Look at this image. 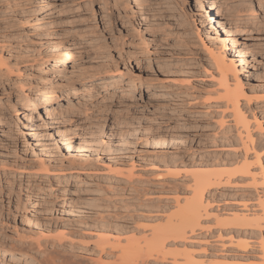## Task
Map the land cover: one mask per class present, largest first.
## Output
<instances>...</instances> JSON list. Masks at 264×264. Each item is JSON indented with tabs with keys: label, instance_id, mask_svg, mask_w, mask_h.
Listing matches in <instances>:
<instances>
[{
	"label": "rangeland",
	"instance_id": "1",
	"mask_svg": "<svg viewBox=\"0 0 264 264\" xmlns=\"http://www.w3.org/2000/svg\"><path fill=\"white\" fill-rule=\"evenodd\" d=\"M220 2L225 19L219 22L233 32L232 37L225 36L216 17L209 21L203 13L210 8L209 0H0V61L8 69L0 70L2 248L15 246L17 236L28 241L55 237L65 243L74 233L94 236L97 227L106 229L101 231L105 238L116 233L114 237L121 234L124 240L136 234L142 240L151 227L164 228L168 216L173 219L179 213L191 196L194 175L229 170L244 162L245 140L225 118L223 106L203 107L213 83L205 73L209 60L205 43L218 52L225 49L239 69L242 89L251 94L249 103H240L262 170L254 153H248L246 162L256 173L257 184L245 178L235 188L206 193L207 215L200 219V228L184 244L171 240L163 248L170 255L185 250L197 264H263L259 258L264 230H221L215 219L232 213L261 215L264 0ZM250 2L256 13L248 16ZM55 37L64 38L65 44L51 46ZM240 50L245 53L242 58L237 55ZM120 69L125 75L115 77ZM113 78L117 88L91 86ZM69 88L75 95L65 99L75 114L64 129L71 144L67 149L61 140L47 139L51 130L31 131L33 124L24 115L49 92L59 95ZM40 116L45 118L43 111ZM80 144L84 149L75 150ZM40 160L45 167L50 164L46 172L39 169ZM220 162L229 165L216 166ZM85 225L91 226L90 233ZM95 239L75 238L74 253L80 260L91 254L102 264H113L114 259L94 249ZM244 247L247 251L239 249ZM52 252L49 258H57V264L90 262L86 256L85 262H78L72 253ZM1 256L0 264H35L29 254L22 259Z\"/></svg>",
	"mask_w": 264,
	"mask_h": 264
},
{
	"label": "bare ground",
	"instance_id": "2",
	"mask_svg": "<svg viewBox=\"0 0 264 264\" xmlns=\"http://www.w3.org/2000/svg\"><path fill=\"white\" fill-rule=\"evenodd\" d=\"M209 1H210V8L209 9L205 8V11L203 12V13L208 14L207 17L210 18L209 21H213L215 19V17L217 19V23L220 21V19H225V18H222V17H224V15L221 14V12H220V9H222L221 8L222 4H221L220 0H209ZM246 8H248V9L245 11L246 12L245 15L249 16V15H254L256 13V5H253L252 2L248 3V5H246ZM260 9H261V7H259V10ZM223 23L219 22L218 25L222 28V30L225 31V36L232 37L233 32L230 29L226 30L225 29L226 26H224L225 24H223ZM63 40H64V38L55 37V38H53V41H55V43H53V45H51V46L60 47L62 44H65V42H63ZM231 41H232V38H231ZM203 44H204V51L206 52V56L209 58V60L207 61V67H205V69H206L205 73H208L209 74L208 76L213 81L211 87L207 89L206 93L208 94L207 96H209V98L206 97L208 99H207V101H205L203 103V107L207 106V105L210 106L213 103H215L214 104L215 106H219V108H220V106H223V108H224L223 114H226V116L224 115L225 118L227 117V118L231 119V121L233 122V126L237 130L239 137L241 138V140H245V142L242 144L244 162L239 163V165H235L234 168L231 167V169H229V170H222V171L219 170L217 172H215V171L210 172L209 174L194 175V177L192 179V181H193L192 186L193 187L191 190V196L189 199H186L184 206L180 207V209H181V210L179 209L180 214L176 213L177 215L176 214L172 215L174 217L173 219L170 218V215H169L168 218L166 219L167 226H164V228L159 229V227L156 226L155 227L156 229H155L154 227H151L150 232L148 234L149 239H147L148 237H146L145 235L142 236L143 237L142 240H141V238H139V239L135 238V235H136L135 234L133 236V238H127L126 237V238H124V240H121L122 239V238L120 239L121 234H119L118 237H114V236H117V235H115L116 233L114 234V236L112 235L113 233L110 230L112 227L111 228L109 227V230L112 233L111 235L113 236V238H108V236H110V235L106 236V238H105V237H103V235H102L103 232H101V231L105 232L106 229H102L103 227L102 228L97 227L98 231H96L97 228L95 226L96 229L94 231H96L97 233L96 232L93 233L94 236H92L90 234H85L83 232H81L79 234L78 233L77 234L70 233V234H72V235H70L72 238L69 239V242H65V243L61 242V240L59 241L58 238H57L58 240H55L56 238L53 236H52L53 237L52 239H45L43 241H40L41 239L37 240L40 237H38L36 239L35 236L34 237L36 240L33 239L34 241L33 240L28 241V240H26L28 238H25V237L23 238V237L17 236L16 237L17 240L13 241L14 243L11 242V244L13 243V245L15 244V246H12L10 244L11 248H9V249H4V248H2V246H0V254L2 255V256L0 255L1 257L18 256V257H20V259H22V256L29 254L30 257L33 259L35 264H45V263L57 264V262H56L57 258L55 260L50 259L49 253L52 252L51 250H53V252H54V250H58L60 253L62 252L63 254H66V252H67V254L70 255V253H72V255H70V257L72 256L71 258H73V260L78 261V260H80V254L77 255L76 253H74V250H75L74 247L78 246L77 244H74V242H73V241H75V238H81V240L87 239V238L89 240V238H91L89 241H91V240L93 241V239L96 238L97 243H94V249H97L99 254H104L108 258L110 257L111 260L114 259L112 262L113 264H149V261H153L155 264H197V262L192 257H190L189 256L190 254H187L185 250H182L184 252L179 253V254L175 253V254L170 255V252L169 253L167 252V254H166V251L163 248V244L166 241H171V240H172V242L175 241L177 243L181 242L184 244L185 242H187L189 240L188 237L192 233H194V231L197 228H200V219L202 217H206V215H207L206 214L207 212L205 211V207L208 205L207 204L208 202H206V203L204 202L205 201L204 197H205V194L208 192H211L212 189L218 190V189H223V188L224 189L225 188H235L238 186V183H237L238 180L241 181L242 179L244 180L245 178H251L252 179V181H250L249 184L251 182H253L252 184H254V185L257 184V183L255 184L256 173L252 172V170L250 169L251 164L250 163L248 164V162H246L248 160V153H254V158H255V162H256L257 166H259L260 169L262 167V166H260L261 157L259 156V154H257V150H255V147L253 145L255 142L253 141V139L250 135V128H251L249 125L250 122H248L249 120L247 119L245 112L242 111L241 103H240V100H242V101L245 100L246 104H247V102L249 103L250 100L252 99L251 94H250V92L247 93L246 91H244L242 89L243 86H242L241 80H239V78H238L239 69L236 67V63L234 62L232 57H228V55L226 57L225 49L222 48L223 51L218 52L217 49L215 51V49H211L205 43H203ZM222 44H223V47L225 48L226 45L224 43H222ZM52 53H53V51L51 52V54ZM237 55H239L240 58H242L245 55V53L243 50H240L237 52ZM6 65L4 64V62L3 63L1 62L0 63V70L4 67H5L4 69H6L7 68ZM6 70H8V69H6ZM124 75H125L124 71L120 69V70H118L115 77H122ZM116 79H114L113 81H111L109 79H103V80H100L98 82H95L91 86L95 87L96 90L97 89H108L107 86L117 88L118 87V83H117L118 80H116ZM230 79H233L232 80L233 82ZM180 83L182 85L185 84L184 82H180ZM188 83L186 82V84H188ZM88 91L89 90H87L86 88L83 89V93H87ZM73 95H75V94H74V92L71 91V88L64 90L63 93H60L59 95L56 92H49L48 96L44 100H42V102H40L38 104H36V103L31 104V109L25 110V115H24L25 120L29 124H33V129L31 131H33L34 133H39V132H43L45 130H51V133H53V134L47 136L48 140H58L59 139L63 143H66L67 149L70 148L71 144H70V139L68 138L69 135L67 136V133L64 132L65 131L64 129L66 128V122L69 121V119L73 118L75 113L73 111L74 109H73L72 105H70L69 102H67V99H65V98H67L69 96H73ZM122 95L126 96L128 94L122 93ZM211 97L213 100H209ZM208 108H210V107H208ZM41 111L44 112L45 118H42L43 116L42 117L40 116ZM221 113H222V111H221ZM224 116H223V118H224ZM256 124H257L256 128L260 129L259 123L256 122ZM4 134H6V133H4ZM5 137H9V136H5ZM38 138L42 139L43 136H40ZM84 146L82 144L77 145L75 147V150L81 151L82 149H84ZM40 161H42V163H39L40 164L39 169L40 170L44 169L46 172V169L50 164H47L48 166L45 167L46 164L43 163V160H40ZM220 164H221V162L217 163L216 166L229 165L228 163H223L221 165ZM42 171H39L38 173H42ZM58 173H61V172H58ZM130 175L131 174L128 173V178L131 177ZM260 175L261 176L259 179L261 180L260 181L261 186L262 185L264 186V171H261ZM130 180H131V178H130ZM257 182H258V180H257ZM131 183H128V184L131 185ZM132 188H133V186H132ZM258 200H259L258 206L260 207L259 210H261V215L253 214L252 216H250V215L244 214V213L243 214H238V213L233 214L232 213L230 215L229 214L226 215L225 218L222 217L223 219H220V218L215 219L214 218L216 221V222L214 221L215 225L221 230H223V229H234V228L237 230L248 229L251 231H259L260 229L264 230V200H261V199H258ZM146 201H143V203ZM150 203H152V202H150ZM136 225L134 227L137 228L139 225L138 226H136ZM90 227L91 226H89L87 228V226H86L85 230L87 229V232H88L89 231L88 229ZM140 227L141 226H139L138 228L140 229ZM93 228H94V226H93ZM135 230H137V229H134V231ZM82 231H83V229H82ZM123 231H122V233H123ZM88 233H90V232H88ZM106 233H104V234H106ZM146 233H147V231H146ZM125 234H126V232H125ZM128 234H126V235H128ZM131 234H129V235L131 236ZM46 235H48V234H46ZM44 236L45 235H43L42 237H44ZM70 236H65V237H70ZM122 236H125L124 233ZM34 237H30L29 239L34 238ZM65 237H64V239H65ZM13 239H15V238L13 237ZM96 239H95V241H96ZM25 241H27V242H25ZM84 241H86V240H84ZM78 242H80V240ZM82 243H85V242H82ZM87 243L88 242L86 241L85 244H87ZM261 243H262L261 247H262L263 253H262V257L259 258V260H262L263 264H264V244H263V242H261ZM23 246L27 247L29 249V251L25 252L23 250L25 248H22ZM239 249H241L242 251H247L246 247L239 248ZM68 251H69V253H68ZM91 251L93 254V250H91ZM178 251L179 250H177V252ZM168 254L170 256H168ZM84 256H86V255L84 254L83 257ZM89 256L88 255L86 256V257H88V259L86 258L87 259L86 261H90L94 264H96V263L102 264L100 261V260H102L101 258L99 259L98 257H95L96 255L91 256V254H89ZM67 257H68V255H67ZM83 257H81V260L83 259ZM91 257L94 258L95 260L91 259ZM82 261H84V260H82ZM180 261H182V262H180ZM90 262H88V263L91 264ZM150 264H152V263L150 262ZM261 264H262V262H261Z\"/></svg>",
	"mask_w": 264,
	"mask_h": 264
}]
</instances>
